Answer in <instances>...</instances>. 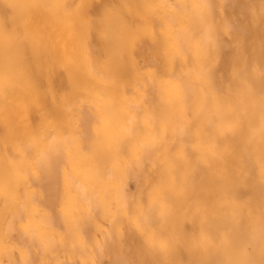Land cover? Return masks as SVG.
Wrapping results in <instances>:
<instances>
[{"label":"bare ground","instance_id":"1","mask_svg":"<svg viewBox=\"0 0 264 264\" xmlns=\"http://www.w3.org/2000/svg\"><path fill=\"white\" fill-rule=\"evenodd\" d=\"M0 264H264V0H0Z\"/></svg>","mask_w":264,"mask_h":264},{"label":"rangeland","instance_id":"2","mask_svg":"<svg viewBox=\"0 0 264 264\" xmlns=\"http://www.w3.org/2000/svg\"><path fill=\"white\" fill-rule=\"evenodd\" d=\"M104 259H105V257H104Z\"/></svg>","mask_w":264,"mask_h":264}]
</instances>
